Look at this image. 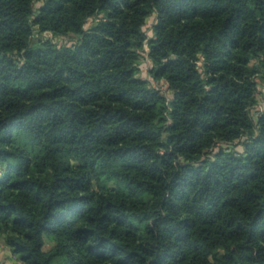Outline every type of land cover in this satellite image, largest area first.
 <instances>
[{
  "label": "trees",
  "instance_id": "16d2710c",
  "mask_svg": "<svg viewBox=\"0 0 264 264\" xmlns=\"http://www.w3.org/2000/svg\"><path fill=\"white\" fill-rule=\"evenodd\" d=\"M260 80L264 0H0V238L23 264H264Z\"/></svg>",
  "mask_w": 264,
  "mask_h": 264
},
{
  "label": "rangeland",
  "instance_id": "374dc122",
  "mask_svg": "<svg viewBox=\"0 0 264 264\" xmlns=\"http://www.w3.org/2000/svg\"><path fill=\"white\" fill-rule=\"evenodd\" d=\"M154 23V20L152 18L149 19L145 31L149 37H152L154 35V32L152 30V24ZM41 35V34H40ZM42 36H46L47 38H50L54 41V43H57L59 45H64V44H71L73 43V37L70 36H63V37H55L51 33H45L42 34ZM148 47L147 44L145 45V54L143 53L140 61V71H139V77L148 79L149 82L152 85H155L162 89L166 94H169L167 92L166 87H165V82H157L155 81L150 75H149V69L152 67V62L149 59L148 55ZM259 99H260V109H264V80H260V86H259ZM113 185V184H112ZM53 243L49 240L46 239V245H45V250L48 251L53 247ZM0 264H23L19 257L15 255L12 250L10 249L9 246H7L5 240L3 237L0 238Z\"/></svg>",
  "mask_w": 264,
  "mask_h": 264
},
{
  "label": "built area",
  "instance_id": "2783aa9c",
  "mask_svg": "<svg viewBox=\"0 0 264 264\" xmlns=\"http://www.w3.org/2000/svg\"><path fill=\"white\" fill-rule=\"evenodd\" d=\"M259 111H262V109L259 108V106L257 107Z\"/></svg>",
  "mask_w": 264,
  "mask_h": 264
}]
</instances>
